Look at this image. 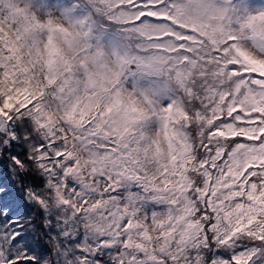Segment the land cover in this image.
<instances>
[{"label": "snow or ice", "instance_id": "obj_1", "mask_svg": "<svg viewBox=\"0 0 264 264\" xmlns=\"http://www.w3.org/2000/svg\"><path fill=\"white\" fill-rule=\"evenodd\" d=\"M0 264H264V0H0Z\"/></svg>", "mask_w": 264, "mask_h": 264}]
</instances>
